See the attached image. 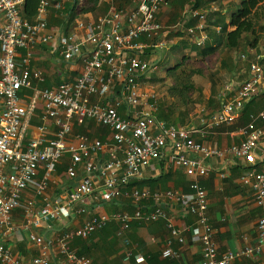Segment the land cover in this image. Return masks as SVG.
Instances as JSON below:
<instances>
[{
    "label": "built area",
    "instance_id": "2783aa9c",
    "mask_svg": "<svg viewBox=\"0 0 264 264\" xmlns=\"http://www.w3.org/2000/svg\"><path fill=\"white\" fill-rule=\"evenodd\" d=\"M167 3L168 0H134L128 8L121 6V0H109L105 14L77 23L70 34L51 35L46 32L47 9L51 4L60 9L59 2L41 1L35 18L28 22L22 17L24 0H0V264H51L53 253L62 264H92L93 258L80 256L71 243L75 239H87L113 222L119 225L116 236L125 245V261L134 258L137 263L145 262L134 255L125 238L131 225L157 222H162L167 231L161 251L164 264L179 259L178 247L185 244L186 236L201 250L200 260L194 264H235L241 258L257 260L264 251L263 211L256 225V244L237 253L219 255L207 216V193L196 180L208 175L203 165L206 159L231 155L254 163V151L264 139V129L258 125L264 121V109L248 115L247 123L239 130V143L218 149L198 143L193 137L195 130L190 127L172 126L156 119L159 95L143 87L157 65L155 57L166 47L158 13ZM216 11L215 7L189 6L183 15L188 26L178 23L171 30L185 34L190 44L203 47L208 41L209 16ZM214 30L219 33L220 28ZM50 43H55L64 61L78 63L81 69L71 81H63L54 89H39L44 77L30 68V62L39 45ZM19 51H24V55L18 63ZM261 58L250 60L249 55H241L248 76L237 84V89L234 80L224 84L217 95L218 110L201 121L205 127L213 130L234 125L245 106L264 93ZM24 91L32 93L25 105L20 96ZM38 103L42 105V124L37 127L36 135L25 142ZM74 121L104 127L109 130L110 139L102 142L75 134ZM47 123L53 125V134ZM168 149L174 166L194 178L188 193L130 185ZM101 152L107 154L108 160L98 173L93 157ZM65 155L69 157L67 176L76 179L82 168L86 177L69 193L67 203H50L46 191ZM95 174L103 179V201L124 199L134 207L133 212L88 218L81 227L61 232L54 243L46 241L37 233L42 223L63 220L71 206L92 196ZM239 181L250 187L256 204L263 206L264 169L244 173ZM28 188L33 190L35 198L42 199L38 215L34 212V200L22 201ZM171 206L191 215L193 223L183 229L176 227L168 213ZM19 209L23 211L21 228L36 252L29 260L6 245L15 232L13 212Z\"/></svg>",
    "mask_w": 264,
    "mask_h": 264
},
{
    "label": "crops",
    "instance_id": "0c3cea01",
    "mask_svg": "<svg viewBox=\"0 0 264 264\" xmlns=\"http://www.w3.org/2000/svg\"><path fill=\"white\" fill-rule=\"evenodd\" d=\"M61 4L60 9L53 7V4L47 9V33L70 34L76 28L79 22H88L96 17L106 13L109 0H100L99 11L95 14L72 19V9L75 0H50ZM243 0H168L166 7L158 13V19L164 26V40L166 47L163 57L158 52L157 65L149 73L148 80L143 84L144 88L154 90L151 84L152 74L160 68L162 61L167 55L180 53L187 54L192 49L185 34L175 33L171 29L178 23L184 27L188 24L184 21L183 15L187 7L208 8L215 7L216 13H220L225 22H227L235 11L236 6ZM134 0H121V6L130 7ZM67 3V4H66ZM68 5V6H67ZM93 15V16H92ZM218 26H214L217 28ZM216 32V31H215ZM189 46V47H188ZM224 50L223 48H221ZM24 55V51H19L16 61L19 63ZM198 55V53H196ZM263 57V55H261ZM154 58V57H153ZM240 63V62H239ZM243 65V64H242ZM30 68L42 73L44 81L38 84V88L54 89L63 81H71L78 76L81 66L78 63H68L58 54L55 43L48 45H39L33 52ZM244 79L248 76V70L242 66ZM157 74V72H156ZM227 78L233 80L238 77ZM229 76V75H228ZM208 84L200 93L196 88L195 95H204L201 103L194 104L195 108L189 110L182 102L176 100L172 95H166V99L159 96L158 110L155 117L158 120L165 121L172 126L190 127L195 132L194 139L201 144L218 149L228 148L239 143L241 137L239 130L247 123L248 115L262 111L264 109V93L255 101L247 104L242 111L240 118L234 125L222 126L217 129H209L201 123L207 117L218 110L217 95L222 88H217L216 81L212 77L205 79ZM242 80V81H243ZM226 81V82H227ZM214 83V84H213ZM237 84L234 89H237ZM218 90H217V89ZM217 90V91H216ZM155 91V90H154ZM216 91V93H215ZM156 92V91H155ZM198 95V96H199ZM22 104H26L32 96L31 91H24L21 95ZM201 98V99H202ZM214 100V101H213ZM1 108V104H0ZM123 111V110H122ZM42 105L38 103L25 133V142L32 139L37 132V127L42 124ZM259 127L264 129V121L258 123ZM50 132L53 134L54 127L47 123ZM73 133L87 135L91 139H97L102 142L108 141L109 130L94 124L93 122H73ZM52 134L48 138H52ZM254 163H248L243 159L235 158L231 155L224 158H211L203 161V165L208 169V175L197 177L196 180L205 189L208 198L207 216L210 225L214 231V240L218 246L219 255L227 252L237 253L247 246L255 245L257 240L256 225L258 218L264 211L263 206L256 204L254 195L250 187L240 183L239 177L247 172H261L264 169V139H262L257 149L254 151ZM108 160L105 152L99 153L93 157V162L101 167ZM69 164V157L65 155L52 181L49 183L46 191V197L50 203L65 204L68 201L69 193L76 187L77 179H84L86 175L82 168H79V175L76 179H70L66 174V167ZM225 175L222 179L221 175ZM95 191L90 197L74 204L68 209L66 218L61 221L44 222L41 228L37 230L46 241L54 243L57 236L66 230H73L81 227L85 220L100 215H110L118 212L132 213L134 207L124 199L105 202L101 198L103 192V179L95 174ZM194 178H189L184 171L177 169L172 161L171 150L168 149L164 155L157 161H154L149 167L142 170L140 177L130 183L131 186L138 189L148 188L150 190H175L182 193L190 191L189 184ZM34 200V212L38 215L43 202L41 198H35L34 192L28 188L22 195V201ZM176 227L183 229L193 223L194 218L191 215L183 213L179 208L171 206L168 211ZM22 210L13 212V224L15 232L6 240V245L12 251L25 260L35 256L36 252L32 244L27 239V234L21 228ZM118 223H109L102 230L90 235L87 239H75L71 246L80 256L92 257V264H163L161 251L165 246L167 231L162 222L147 225L132 224L130 230L126 232L125 238L129 241L134 255L145 259L143 263H137L134 258L130 261L124 260L125 245L123 240L116 236ZM178 247V246H177ZM180 250L179 259L172 264H194L201 257V250L198 244L191 241L186 236L184 245L178 247ZM264 251L257 260L247 258L237 259L235 264H263ZM51 264H62L61 259L56 255H51Z\"/></svg>",
    "mask_w": 264,
    "mask_h": 264
},
{
    "label": "trees",
    "instance_id": "16d2710c",
    "mask_svg": "<svg viewBox=\"0 0 264 264\" xmlns=\"http://www.w3.org/2000/svg\"><path fill=\"white\" fill-rule=\"evenodd\" d=\"M41 1L43 0H24L22 9L23 19L32 22ZM99 6L100 0H82L79 6L77 0H75L71 11L72 19L87 14H95L100 10ZM262 20H264V0H243L227 22H225L220 13H212L209 16L208 23L211 21L213 26L220 28V31L213 35L211 41H209L208 37L205 45L199 48L198 55L201 58V62H204L206 69L209 58L216 55L222 47L224 49L223 55L218 58L220 67L229 76L235 77L238 73V62L241 55L245 54L248 49L257 48L259 40L256 28ZM236 54L238 58L235 56ZM186 59V57H183L180 63L166 70L172 83L168 91L177 101L182 102L185 106H189V110H192V98L196 88L191 83V77L196 75L203 76L206 72L204 73L199 68L185 69ZM259 63L264 67V55Z\"/></svg>",
    "mask_w": 264,
    "mask_h": 264
},
{
    "label": "rangeland",
    "instance_id": "374dc122",
    "mask_svg": "<svg viewBox=\"0 0 264 264\" xmlns=\"http://www.w3.org/2000/svg\"><path fill=\"white\" fill-rule=\"evenodd\" d=\"M81 2H82V0H77L78 6L81 4ZM238 6L239 5L236 6V9ZM206 33L209 37V41H211L214 34H217L214 30V26H213L211 21L207 25ZM256 34H257V38L259 40L257 48L256 49H248L245 52V54H243V55H249L250 60H255V58L257 56L264 55V20H262L260 22V24L258 25V27L256 28ZM250 39H251V37H250ZM191 48L192 49L190 50V52H188L187 54H184V55L183 54L181 55L180 53L167 55L166 59L162 61L160 68H158V70L156 71L157 74H156V72H155V74L154 73L152 74L153 76L151 78V84L153 85L154 90L160 96V98L162 100L166 99V95H169L168 89L172 84L171 79L168 77V75L166 73V70L168 68L173 67L174 65L180 63V61L183 57L187 58L185 60V65H184L185 69L189 70V69H193V68H199V69L203 70L204 73L206 72V74H204L203 76L196 75V76L191 77V83H193V85L198 89L199 93L204 88H206V86L208 85L205 82L206 81L205 79L208 78L209 76L212 77L216 81L217 88H220V87L223 88L224 84L227 81V78L231 77V76H228V74L220 67V64L218 62V58L220 56H222L223 52H224L222 49H220L219 52L216 53V55H214L212 58H209V61L207 62L208 67L206 69L204 62L203 61L201 62V58L199 57V55H196V53H198L200 50L199 47L193 45ZM160 53L162 54L163 57L165 56L164 50H162ZM235 56L238 58L237 54ZM214 59H215V62H214ZM239 62H238V72H241V74L238 77L233 78V80L235 82H238V83H240L244 78L242 66L245 69V63H243L241 61H239ZM216 91H215V93H216ZM198 95L199 94H196V95L194 94V96L192 98V105L191 106L193 109L195 108L194 104L201 103L202 100H204V95H203V98L201 95H199V96Z\"/></svg>",
    "mask_w": 264,
    "mask_h": 264
},
{
    "label": "water",
    "instance_id": "95a60500",
    "mask_svg": "<svg viewBox=\"0 0 264 264\" xmlns=\"http://www.w3.org/2000/svg\"><path fill=\"white\" fill-rule=\"evenodd\" d=\"M97 168H98V173H99V171L101 170V164H100V165H98V167H97ZM80 180H81V179H77V180H76V184H77V183H78Z\"/></svg>",
    "mask_w": 264,
    "mask_h": 264
},
{
    "label": "bare ground",
    "instance_id": "6f19581e",
    "mask_svg": "<svg viewBox=\"0 0 264 264\" xmlns=\"http://www.w3.org/2000/svg\"><path fill=\"white\" fill-rule=\"evenodd\" d=\"M67 4V3H66ZM68 6V5H67ZM74 15V14H73ZM93 16V15H92ZM45 82V81H44ZM51 89V88H50ZM32 190V189H31Z\"/></svg>",
    "mask_w": 264,
    "mask_h": 264
}]
</instances>
